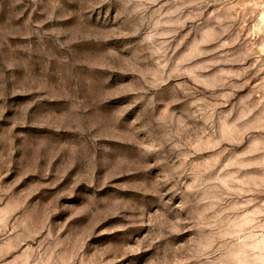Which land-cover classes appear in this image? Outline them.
<instances>
[{"label": "rangeland", "instance_id": "374dc122", "mask_svg": "<svg viewBox=\"0 0 264 264\" xmlns=\"http://www.w3.org/2000/svg\"><path fill=\"white\" fill-rule=\"evenodd\" d=\"M0 264H264V0H0Z\"/></svg>", "mask_w": 264, "mask_h": 264}]
</instances>
